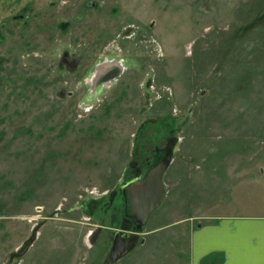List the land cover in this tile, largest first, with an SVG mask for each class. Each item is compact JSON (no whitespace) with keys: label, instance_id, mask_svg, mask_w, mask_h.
<instances>
[{"label":"rangeland","instance_id":"1","mask_svg":"<svg viewBox=\"0 0 264 264\" xmlns=\"http://www.w3.org/2000/svg\"><path fill=\"white\" fill-rule=\"evenodd\" d=\"M161 151L140 226L122 186ZM261 202L264 0H0V264H190L202 218Z\"/></svg>","mask_w":264,"mask_h":264},{"label":"crops","instance_id":"2","mask_svg":"<svg viewBox=\"0 0 264 264\" xmlns=\"http://www.w3.org/2000/svg\"><path fill=\"white\" fill-rule=\"evenodd\" d=\"M250 209L202 218L190 234V264L214 254L219 264H264V202Z\"/></svg>","mask_w":264,"mask_h":264},{"label":"water","instance_id":"3","mask_svg":"<svg viewBox=\"0 0 264 264\" xmlns=\"http://www.w3.org/2000/svg\"><path fill=\"white\" fill-rule=\"evenodd\" d=\"M169 161L161 151L148 164L140 168V174L122 186L125 198V215L135 219L140 226L149 221L151 215L164 203L167 187L164 181ZM137 233L120 230L115 233L112 247V260L131 253L137 245Z\"/></svg>","mask_w":264,"mask_h":264},{"label":"trees","instance_id":"4","mask_svg":"<svg viewBox=\"0 0 264 264\" xmlns=\"http://www.w3.org/2000/svg\"><path fill=\"white\" fill-rule=\"evenodd\" d=\"M223 259V256L220 254L209 255L202 260V264H219Z\"/></svg>","mask_w":264,"mask_h":264},{"label":"flooded vegetation","instance_id":"5","mask_svg":"<svg viewBox=\"0 0 264 264\" xmlns=\"http://www.w3.org/2000/svg\"><path fill=\"white\" fill-rule=\"evenodd\" d=\"M117 63H118V62H117ZM108 64H109V63H106V65H108ZM104 65H105V64H104ZM104 65H100V66L98 67L99 70H100V68L103 67ZM119 66H121V65L119 64ZM99 70L97 69V71H95V74H96V73L98 74ZM95 74H94V76H95ZM101 74H102V73H101ZM102 75H103V74H102ZM114 75H115V74H111V75L109 76V78L112 79V78L114 77ZM100 76H101V75H100ZM100 76H99V77H100ZM93 79H94V77H93ZM93 81H94V80H93Z\"/></svg>","mask_w":264,"mask_h":264},{"label":"bare ground","instance_id":"6","mask_svg":"<svg viewBox=\"0 0 264 264\" xmlns=\"http://www.w3.org/2000/svg\"><path fill=\"white\" fill-rule=\"evenodd\" d=\"M109 64H110V63H109ZM109 64H108V65H109ZM112 65H116V62H113ZM118 66H119V65H118ZM103 67H104V66H103ZM101 69H102V67L100 68V70H101ZM100 70H99L98 74H97V73L95 74V77H96V76L99 77V76L101 75L102 71H100Z\"/></svg>","mask_w":264,"mask_h":264}]
</instances>
